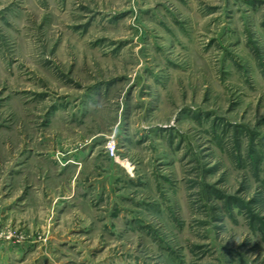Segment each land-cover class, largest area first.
<instances>
[{"label": "rangeland", "instance_id": "obj_1", "mask_svg": "<svg viewBox=\"0 0 264 264\" xmlns=\"http://www.w3.org/2000/svg\"><path fill=\"white\" fill-rule=\"evenodd\" d=\"M0 264H264V0H0Z\"/></svg>", "mask_w": 264, "mask_h": 264}, {"label": "built area", "instance_id": "obj_2", "mask_svg": "<svg viewBox=\"0 0 264 264\" xmlns=\"http://www.w3.org/2000/svg\"><path fill=\"white\" fill-rule=\"evenodd\" d=\"M114 145H115L114 141L111 140L110 143L108 144V148H109L110 152L114 151Z\"/></svg>", "mask_w": 264, "mask_h": 264}, {"label": "bare ground", "instance_id": "obj_3", "mask_svg": "<svg viewBox=\"0 0 264 264\" xmlns=\"http://www.w3.org/2000/svg\"><path fill=\"white\" fill-rule=\"evenodd\" d=\"M123 165H124L125 167H127L128 169H131V168H130V165H129L128 163L124 162Z\"/></svg>", "mask_w": 264, "mask_h": 264}]
</instances>
